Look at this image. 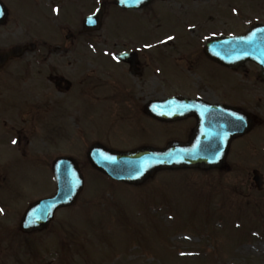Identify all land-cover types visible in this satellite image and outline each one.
I'll return each instance as SVG.
<instances>
[{
  "label": "flooded vegetation",
  "instance_id": "1",
  "mask_svg": "<svg viewBox=\"0 0 264 264\" xmlns=\"http://www.w3.org/2000/svg\"><path fill=\"white\" fill-rule=\"evenodd\" d=\"M3 1L8 16L0 23V49L8 50L20 44L26 46V54H35L34 64L30 66H34L37 72L34 80L26 81L25 65L21 64L23 59L13 58L6 64V68L12 66L9 73L12 83H8L0 95V102L9 105V109L4 111L7 121L0 126V208L3 209L0 217L2 227H6L1 231L6 232L9 230V212L13 209L11 204L22 191L15 193L16 199L10 191L16 185L15 180L21 178L10 170L8 148L13 146L24 155L23 147L32 143L28 136L36 132L38 125L51 130L60 111H65L69 118V109L76 115L77 124H82L77 128L83 131L81 140L85 145H117L114 132L120 131L116 129L120 123L124 125L126 122L133 130L153 124L154 118L147 110L154 99V81L150 77L153 48L149 44L117 41L69 43V20L59 25L66 41L56 37L57 26L53 33L46 34L32 27L29 20H33V16V23L40 26L43 12L64 13L69 0H51L48 3H44L45 0H27L33 8V16L26 14L31 12V8H24L26 0ZM157 2L161 1L151 3L140 13H153ZM103 3L106 15L111 14L110 10L114 8L118 10L114 15L117 17L135 12L124 10L111 0ZM233 5L232 0H215L214 12L201 17L199 22L208 19L212 25L206 28H212L216 34H241L251 21L248 17L243 20L246 13L243 15L241 11L228 14V8ZM57 7L59 12L55 11ZM234 19L238 20V25L229 30L228 23ZM87 35L96 37L100 33ZM173 46V62L180 63V66L182 63L187 72H194V78L178 81L175 96L192 97L198 104L191 110L196 113L195 117L173 121H170V107L165 104V120L160 121L164 134L171 130L175 136L185 140L197 128L201 139L210 140L215 153L223 156L220 167L206 171L210 175L209 183L214 195L218 196L216 200L221 204L229 200L243 202L246 199L249 202L254 194L253 199L264 205V80L260 76L259 65L249 59L236 63L239 59L236 53L229 54L228 63L231 65L222 64L206 53V42ZM240 47L229 44L228 49ZM79 50L83 52L77 53ZM207 65L212 68H205ZM27 86L34 95V104L28 106L25 98ZM86 110L90 114L87 117L89 121L83 124ZM233 113L244 117L242 126H234ZM27 123L33 127L27 128ZM66 129L69 133V124ZM14 140L17 142L13 143ZM66 140L69 144V135ZM146 144L144 139L132 143ZM255 170L262 176V189H258L252 180Z\"/></svg>",
  "mask_w": 264,
  "mask_h": 264
},
{
  "label": "rangeland",
  "instance_id": "2",
  "mask_svg": "<svg viewBox=\"0 0 264 264\" xmlns=\"http://www.w3.org/2000/svg\"><path fill=\"white\" fill-rule=\"evenodd\" d=\"M193 1L184 0V4L191 8L195 3ZM232 3L241 8L243 15L246 13L243 20L247 19L246 17L256 16L264 20V12L257 13L260 11L258 2L232 0ZM88 4V0H69V6L64 12L72 23H69V29L75 32L74 42H84L82 32H78V28L83 16L95 6V1H92V9L86 11ZM24 5L26 9L31 8V3L27 0ZM205 11L206 8L201 6L197 14L193 15H201ZM115 12H118L116 8L107 19L108 25L113 23ZM161 13V10H156L155 14L158 15L153 21H146L135 14L128 16L121 14L114 26L122 36H128L129 40L125 42L161 45L168 43V37H174L173 40L178 45L197 42L201 30L192 33L183 25L188 16H180V14L174 16L169 13L167 14L169 17L164 16L158 21ZM227 13L232 15L230 10H227ZM26 14L33 16V8ZM237 21L234 19L229 22L228 29L238 25ZM74 23L79 25L76 26ZM203 24L209 25V21L204 20ZM32 27L46 34L50 32L49 28L51 29L53 24L49 26L41 22L39 26L38 23H32ZM99 39L102 40V37ZM71 41L69 39V42ZM34 60L35 54L29 53L23 57L24 62L21 64L27 66ZM153 64L160 72L163 71V75L169 76L171 83L176 79L184 78L181 73L176 72L174 67L176 63L173 62L170 50L155 48ZM210 67L212 68L210 65L205 66L208 69ZM26 68V81H29L35 68L33 66ZM11 69L12 67L5 69L4 74L11 73ZM219 72L224 73L223 70ZM2 77L1 75L0 81ZM155 89L161 91L162 88L158 86ZM2 91L0 89V95ZM29 91L31 93V90ZM155 91L154 97L159 95ZM25 98H27L26 94ZM80 106L81 102L78 107ZM7 109H9L7 102H1L0 112ZM88 114L86 110L83 124L89 121ZM65 117L59 115V119L53 122L51 127L53 131L50 135H54L56 139V129L66 128L65 124L69 122ZM71 122L75 126L72 117ZM116 129L120 130L114 132L118 139L116 148H130L133 141L139 142L142 139L152 144L164 145L170 137H174L171 136L174 134L171 130L164 134L163 124L156 120L145 129L135 127L133 130V127L127 126L126 122L124 125L120 123ZM44 134L45 132H41L39 138ZM71 136L72 133L69 131V144H63L64 142L59 140L57 142L59 145L51 148L52 150L46 145V140L35 142L32 146V149L35 147L32 154H39L38 159L47 160L48 164L57 153L58 155L73 154L88 177L87 190L76 206L69 208V211L62 210L57 215L56 222L52 224L53 227H49L41 234L29 236L18 234L16 222L18 216L15 220H8L9 230L2 232L1 230L6 227H2L3 220L0 217V264H264V221L259 217L257 210L254 212L247 204H212L210 195L199 189V174L195 171H166L165 174H159L158 177L163 180L164 196L159 197L162 204L148 205L155 197L151 198V192L147 189L119 185L120 187L111 194L103 190V185L107 182L106 178L98 172L91 171L87 166L85 144ZM75 144L80 146H73ZM8 157L10 166L12 168L15 166L21 171L19 176L21 179H16V185L10 189L12 196L16 199L15 193L23 189L12 203L13 206L22 207L28 197L44 195L43 193L53 188L52 179L47 181V178H50L47 169L33 168L25 164L26 171H22L19 155L13 147L8 148ZM16 169H14L15 176L18 174ZM160 187L148 186L149 189L158 190ZM215 198L218 196L215 195ZM244 201L248 202L246 199ZM67 220L69 233L66 231ZM8 231L12 234H8ZM51 232L53 237L48 243L44 242L49 238L43 236ZM32 236L43 238L34 239ZM25 244L30 247L37 246V252L35 250L33 254L30 253Z\"/></svg>",
  "mask_w": 264,
  "mask_h": 264
},
{
  "label": "water",
  "instance_id": "3",
  "mask_svg": "<svg viewBox=\"0 0 264 264\" xmlns=\"http://www.w3.org/2000/svg\"><path fill=\"white\" fill-rule=\"evenodd\" d=\"M249 37L251 38V35L244 39ZM229 42L232 41L229 40ZM16 50L14 52L18 51ZM10 54L2 53L0 57L4 60ZM261 55H264V52ZM263 58L264 56L261 58L262 61L264 60ZM90 156L94 164L109 172L113 177L134 183L145 181L160 169L208 168L214 162L216 163L213 156L202 154L194 143L181 144L178 142H173L162 149L144 147L130 152H109L99 147H94L90 151ZM55 166L59 170V189L52 198L43 200L33 206L29 214L30 219H36L37 213L43 211L42 221H47L52 217L56 208L73 204L83 188V179L79 167L72 158H60Z\"/></svg>",
  "mask_w": 264,
  "mask_h": 264
},
{
  "label": "snow or ice",
  "instance_id": "4",
  "mask_svg": "<svg viewBox=\"0 0 264 264\" xmlns=\"http://www.w3.org/2000/svg\"><path fill=\"white\" fill-rule=\"evenodd\" d=\"M122 2H124V0H122ZM55 11L56 12H59V8L57 7L56 9H55ZM98 11V10H97ZM0 14H2V13H0ZM93 21L91 20V18L89 19V23H92ZM168 39L169 40H171V39H174V37H168ZM149 47H150V45H149ZM117 59H118V57H117ZM233 115V117H234V126L235 127H240V126H242L243 125V123H244V117H242V116H237L235 113H233L232 114ZM17 141H13V143H16ZM0 211H3V209L2 208H0Z\"/></svg>",
  "mask_w": 264,
  "mask_h": 264
}]
</instances>
